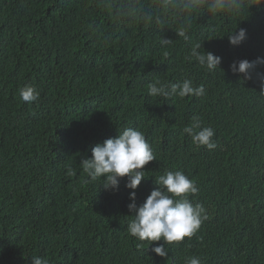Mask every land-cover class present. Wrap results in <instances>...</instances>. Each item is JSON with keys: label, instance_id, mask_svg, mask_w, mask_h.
<instances>
[{"label": "trees", "instance_id": "1", "mask_svg": "<svg viewBox=\"0 0 264 264\" xmlns=\"http://www.w3.org/2000/svg\"><path fill=\"white\" fill-rule=\"evenodd\" d=\"M101 3L0 0V264H30L33 256L56 264H185L190 256L264 264V96L255 74L244 81L230 70L234 61L264 57V6L214 21L202 13L190 42L165 27L159 34L175 41L164 49L156 31L117 23ZM209 22L214 31L201 28ZM236 27L247 39L233 47L227 35ZM203 39L202 49L222 58L212 73L186 59L190 43ZM83 76L92 80L90 96L76 90ZM155 79H191L205 95L157 100L147 89ZM53 82L70 86L66 106L20 102L21 88L33 86L42 98ZM194 117L215 130L214 150L183 133ZM126 127L144 132L156 157L143 169L137 205L155 178L179 170L198 187L192 202L207 209L203 231L167 259L151 251L163 241L138 248L126 232V178L112 193L78 174L95 145Z\"/></svg>", "mask_w": 264, "mask_h": 264}, {"label": "clouds", "instance_id": "2", "mask_svg": "<svg viewBox=\"0 0 264 264\" xmlns=\"http://www.w3.org/2000/svg\"><path fill=\"white\" fill-rule=\"evenodd\" d=\"M112 12L119 24L129 25L140 23L147 25L158 33V43L161 48L172 46L173 39L159 34L167 27L175 33L176 39L183 38L191 41L194 22L202 13H208L211 21L222 18L249 16V9L264 6V0H102L101 5ZM214 31L210 25L201 27ZM204 35V32H201ZM230 46L238 47L247 39V30L237 27L227 35ZM198 40L190 43L186 59L207 72H215L222 62V58L202 49V42ZM167 55V53H165ZM258 66H264V57H257L253 61L247 59L234 61L230 70L234 75L243 77L244 81L255 80L259 83L261 95L264 96V73L257 72ZM148 96L154 99L171 100L173 98L202 97L205 95L203 85L195 86L191 79L180 82H165L155 79L148 83ZM76 90L83 95L90 96L93 91L92 80L79 77ZM72 96L70 86L63 82L49 84L44 96L33 86H26L19 90V100L25 105L39 104L42 108L66 106ZM183 133L190 137L197 148L204 147L214 150L217 144L213 137L212 127H202L199 117H194L190 126L183 128ZM156 160L152 146L144 132L136 127H126L118 132L114 138H109L91 149V156L82 159L78 167V174L82 180L83 173L86 183L99 181V188L106 192H118L120 181L126 178L125 187L129 192L128 210L132 219L127 223L126 232L135 240L140 241L138 248H143V242L149 247L155 242L163 241L152 247L151 251L160 258H168L169 250L178 246L185 239H191L202 223L208 219L207 209L199 203H193L190 197L198 192L195 181L190 180L182 171H165L154 182V189L143 204L136 203V189L145 178L143 169L147 164ZM69 174H73L69 169ZM84 181V180H83ZM206 226L200 229V232ZM56 264L53 261L33 256L30 264ZM185 264H201L199 257L190 256Z\"/></svg>", "mask_w": 264, "mask_h": 264}]
</instances>
